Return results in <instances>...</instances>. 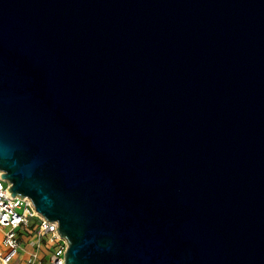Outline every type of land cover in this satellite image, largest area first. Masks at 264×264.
<instances>
[{
    "label": "water",
    "instance_id": "1",
    "mask_svg": "<svg viewBox=\"0 0 264 264\" xmlns=\"http://www.w3.org/2000/svg\"><path fill=\"white\" fill-rule=\"evenodd\" d=\"M0 169L66 264H264V0H0Z\"/></svg>",
    "mask_w": 264,
    "mask_h": 264
},
{
    "label": "built area",
    "instance_id": "2",
    "mask_svg": "<svg viewBox=\"0 0 264 264\" xmlns=\"http://www.w3.org/2000/svg\"><path fill=\"white\" fill-rule=\"evenodd\" d=\"M0 169V264H13L21 251L20 232L37 224V246L48 251L47 264H66L68 242L58 232L57 221H50L41 215L29 197L12 195L11 183L2 177ZM25 264H36L30 260Z\"/></svg>",
    "mask_w": 264,
    "mask_h": 264
},
{
    "label": "rangeland",
    "instance_id": "3",
    "mask_svg": "<svg viewBox=\"0 0 264 264\" xmlns=\"http://www.w3.org/2000/svg\"><path fill=\"white\" fill-rule=\"evenodd\" d=\"M20 241L22 248L17 259V264H24L33 258V254L37 251L38 237H37V224L35 223L32 227H27L20 232ZM5 246L0 245V252L4 250ZM44 264V261H42Z\"/></svg>",
    "mask_w": 264,
    "mask_h": 264
},
{
    "label": "crops",
    "instance_id": "4",
    "mask_svg": "<svg viewBox=\"0 0 264 264\" xmlns=\"http://www.w3.org/2000/svg\"><path fill=\"white\" fill-rule=\"evenodd\" d=\"M21 248H22V244H21ZM18 256L15 259L13 264H17L16 261L18 259ZM32 259L36 261V264H42V261H44V264H47V259H48V251H47V249L44 246H40V247L37 246V251L33 254V258H30L29 261L32 260Z\"/></svg>",
    "mask_w": 264,
    "mask_h": 264
}]
</instances>
